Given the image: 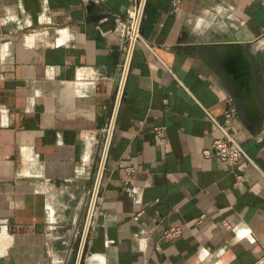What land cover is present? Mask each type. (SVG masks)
<instances>
[{"label":"crops","instance_id":"1","mask_svg":"<svg viewBox=\"0 0 264 264\" xmlns=\"http://www.w3.org/2000/svg\"><path fill=\"white\" fill-rule=\"evenodd\" d=\"M138 3L0 0V264H264V0H146L121 84Z\"/></svg>","mask_w":264,"mask_h":264},{"label":"built area","instance_id":"2","mask_svg":"<svg viewBox=\"0 0 264 264\" xmlns=\"http://www.w3.org/2000/svg\"><path fill=\"white\" fill-rule=\"evenodd\" d=\"M145 1L146 0H139V3L137 4V6H135L132 10H129L127 29L124 34L126 54H125L124 62L122 64V75H121V82H120L121 84L123 83L124 81L123 79H125L127 71H128L132 49L134 45L136 44V42L141 37V23H142V15H143V10L145 6ZM234 111H235L234 108H230L226 111L225 124H221V123L219 124V126L223 130V133H224L223 136L216 138L213 142L212 147L206 150V152L208 153L212 151L215 152L218 156H220V158L228 162H232L234 160L239 159L245 153L240 142L232 134H230L227 130V126H230V123L235 118ZM113 126H114V117L110 120V123L107 127V136H106V140L104 144V153H103L102 161L100 165V169L102 166L103 172H104V167H105L106 159H107L108 152H109V146H110L111 139H112ZM155 129L160 135H163L165 132V128L161 126H157ZM103 172H102V176H103ZM102 176H101V180H102ZM238 178H241V175H238ZM100 185H101V182L99 184V188H100ZM98 193H99V190H98ZM181 232L182 230L180 226H170L169 228L165 230V235L168 237H173V236L180 235Z\"/></svg>","mask_w":264,"mask_h":264},{"label":"bare ground","instance_id":"3","mask_svg":"<svg viewBox=\"0 0 264 264\" xmlns=\"http://www.w3.org/2000/svg\"><path fill=\"white\" fill-rule=\"evenodd\" d=\"M102 172H103V170H102V166H101V169H100V173H99V181H98V188H99V184H100V182H101V176H102ZM97 188V190L95 191V193H93V199H92V203H91V206H90V210H89V212H88V218H87V221H89L90 222V220L92 219V217H93V214H94V210H95V205H96V200H97V196H98V189ZM88 224V223H87Z\"/></svg>","mask_w":264,"mask_h":264},{"label":"rangeland","instance_id":"4","mask_svg":"<svg viewBox=\"0 0 264 264\" xmlns=\"http://www.w3.org/2000/svg\"><path fill=\"white\" fill-rule=\"evenodd\" d=\"M93 196V195H92ZM91 200H92V197H91Z\"/></svg>","mask_w":264,"mask_h":264},{"label":"water","instance_id":"5","mask_svg":"<svg viewBox=\"0 0 264 264\" xmlns=\"http://www.w3.org/2000/svg\"><path fill=\"white\" fill-rule=\"evenodd\" d=\"M91 2V1H90ZM245 99V98H244ZM79 264V263H78Z\"/></svg>","mask_w":264,"mask_h":264}]
</instances>
